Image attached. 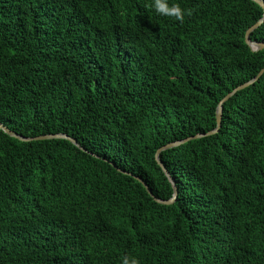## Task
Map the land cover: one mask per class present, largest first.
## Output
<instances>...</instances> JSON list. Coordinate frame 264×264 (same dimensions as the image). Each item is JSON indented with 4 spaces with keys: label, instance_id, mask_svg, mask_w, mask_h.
I'll use <instances>...</instances> for the list:
<instances>
[{
    "label": "trees",
    "instance_id": "16d2710c",
    "mask_svg": "<svg viewBox=\"0 0 264 264\" xmlns=\"http://www.w3.org/2000/svg\"><path fill=\"white\" fill-rule=\"evenodd\" d=\"M264 3V0H261ZM0 0V264H264V50L251 0ZM264 43V19L250 35Z\"/></svg>",
    "mask_w": 264,
    "mask_h": 264
},
{
    "label": "water",
    "instance_id": "95a60500",
    "mask_svg": "<svg viewBox=\"0 0 264 264\" xmlns=\"http://www.w3.org/2000/svg\"><path fill=\"white\" fill-rule=\"evenodd\" d=\"M252 2L256 3L257 5H259L262 9H263V12H264V3L261 1V0H251ZM263 19H264V14H263V17L258 20L254 25H252L245 33L244 35V41H245V44L252 50V51H260V50H264V43H260V42H252L250 41L249 39V35L256 29L258 28L261 23L263 22ZM264 72V67L263 69L259 72L258 76H256L255 78H253L252 80L234 88L231 92H229L224 98L221 99V101L218 103L217 107H216V111H215V118H216V128L212 131H209L208 133L206 134H197L193 137H189V138H186L184 140H181V141H177V142H172V143H169L161 148H159L156 153H155V161L157 163V165L160 167L161 171L163 172V174L166 176V178L168 179V181L171 183L173 189H174V194L172 196L171 199L169 200H160V199H157L155 198L151 192L149 191L147 185L142 181L140 180L138 177H135V176H132L131 174H128V173H124L126 175H129L131 177H133L135 180H137L144 188L145 190L147 191V193L153 198V200L159 204H163V205H169L171 204L172 202H174V200L176 199V196H177V189L175 187V183H174V180L170 177L168 171L166 170V168L164 167V165L162 164V162L160 161V158H159V154L164 151V150H167V149H171V148H174L180 144H183V143H186L188 141H191V140H194V139H199V138H202V137H205V136H210V135H213L215 134L219 127H220V121H221V114H222V106L225 102H227L233 95H235L238 91H241L243 90L244 88L248 87L249 85L253 84L257 78ZM0 131L4 132L6 135H8L9 137L11 138H14L20 142H30V141H38V140H67L69 141L70 143H72L74 146H76L78 149H80L81 151L83 152H87L84 148H82L76 140L70 138L69 136L65 135V134H55V135H43V136H38V137H33V138H25V137H22L18 134H16L15 132L9 130L7 127L3 126L2 124H0Z\"/></svg>",
    "mask_w": 264,
    "mask_h": 264
},
{
    "label": "clouds",
    "instance_id": "9594fccd",
    "mask_svg": "<svg viewBox=\"0 0 264 264\" xmlns=\"http://www.w3.org/2000/svg\"><path fill=\"white\" fill-rule=\"evenodd\" d=\"M147 7L154 10L160 16L174 18L180 23L184 22L185 14L188 16L192 15L191 9L185 10L178 3L170 4L169 0H152L151 4L147 5ZM121 264H140V261L135 256L125 254L121 258Z\"/></svg>",
    "mask_w": 264,
    "mask_h": 264
}]
</instances>
